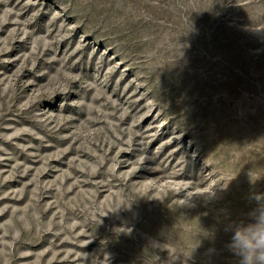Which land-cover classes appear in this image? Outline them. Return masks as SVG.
Instances as JSON below:
<instances>
[{
  "label": "rangeland",
  "instance_id": "obj_1",
  "mask_svg": "<svg viewBox=\"0 0 264 264\" xmlns=\"http://www.w3.org/2000/svg\"><path fill=\"white\" fill-rule=\"evenodd\" d=\"M258 197L264 0H0V264H239Z\"/></svg>",
  "mask_w": 264,
  "mask_h": 264
},
{
  "label": "clouds",
  "instance_id": "obj_2",
  "mask_svg": "<svg viewBox=\"0 0 264 264\" xmlns=\"http://www.w3.org/2000/svg\"><path fill=\"white\" fill-rule=\"evenodd\" d=\"M213 188L196 195H214ZM229 249L239 258V264H264V206L259 197L250 222L233 229Z\"/></svg>",
  "mask_w": 264,
  "mask_h": 264
}]
</instances>
